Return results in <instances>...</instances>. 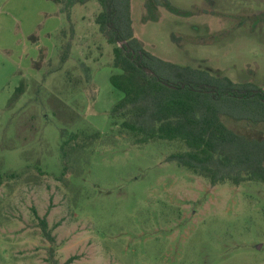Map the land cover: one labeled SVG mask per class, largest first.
<instances>
[{"label":"rangeland","instance_id":"obj_1","mask_svg":"<svg viewBox=\"0 0 264 264\" xmlns=\"http://www.w3.org/2000/svg\"><path fill=\"white\" fill-rule=\"evenodd\" d=\"M52 1L0 0V264H264V184L212 186L166 160L179 143L136 144L111 124L122 94L100 7L73 6L70 35ZM130 8L151 54L264 87V0Z\"/></svg>","mask_w":264,"mask_h":264},{"label":"trees","instance_id":"obj_2","mask_svg":"<svg viewBox=\"0 0 264 264\" xmlns=\"http://www.w3.org/2000/svg\"><path fill=\"white\" fill-rule=\"evenodd\" d=\"M53 1L63 4L58 12L68 22L75 5L94 1L100 7L94 23L112 46L115 71L109 83L122 94L109 111L111 124L128 132L136 144L156 140L179 143L182 148L166 160L205 178L212 186L225 182L238 186L249 181L264 184V136L232 126L264 125V87L151 54L134 35L130 0ZM170 37L174 43L181 39L173 33ZM69 52L67 41L61 63ZM39 224L44 238L53 243L43 218ZM70 262L71 258L63 264ZM50 264L61 263L51 258Z\"/></svg>","mask_w":264,"mask_h":264},{"label":"water","instance_id":"obj_3","mask_svg":"<svg viewBox=\"0 0 264 264\" xmlns=\"http://www.w3.org/2000/svg\"><path fill=\"white\" fill-rule=\"evenodd\" d=\"M146 71L150 73V71L148 69H146Z\"/></svg>","mask_w":264,"mask_h":264},{"label":"crops","instance_id":"obj_4","mask_svg":"<svg viewBox=\"0 0 264 264\" xmlns=\"http://www.w3.org/2000/svg\"><path fill=\"white\" fill-rule=\"evenodd\" d=\"M52 1V0H51ZM53 2V1H52Z\"/></svg>","mask_w":264,"mask_h":264}]
</instances>
